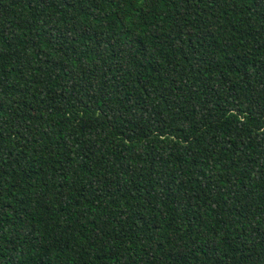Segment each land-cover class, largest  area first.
Returning a JSON list of instances; mask_svg holds the SVG:
<instances>
[{
	"label": "trees",
	"instance_id": "obj_1",
	"mask_svg": "<svg viewBox=\"0 0 264 264\" xmlns=\"http://www.w3.org/2000/svg\"><path fill=\"white\" fill-rule=\"evenodd\" d=\"M0 264H264V0H0Z\"/></svg>",
	"mask_w": 264,
	"mask_h": 264
}]
</instances>
